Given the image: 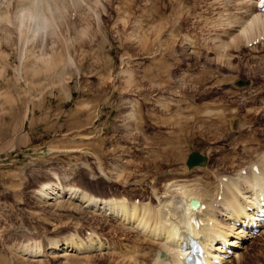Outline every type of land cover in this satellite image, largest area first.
<instances>
[{
    "label": "rangeland",
    "instance_id": "obj_1",
    "mask_svg": "<svg viewBox=\"0 0 264 264\" xmlns=\"http://www.w3.org/2000/svg\"><path fill=\"white\" fill-rule=\"evenodd\" d=\"M52 1L39 11L49 31L35 34L17 25L22 0H0V264H153L157 244L135 224L40 191L156 209L179 185L248 171L264 152V40L228 42L222 16L243 13L237 0ZM185 114L188 134L175 127ZM194 150L208 163L190 170ZM96 239L105 249L51 248ZM246 239L237 263L264 264V233Z\"/></svg>",
    "mask_w": 264,
    "mask_h": 264
},
{
    "label": "bare ground",
    "instance_id": "obj_2",
    "mask_svg": "<svg viewBox=\"0 0 264 264\" xmlns=\"http://www.w3.org/2000/svg\"><path fill=\"white\" fill-rule=\"evenodd\" d=\"M22 1H25L24 3L26 4L23 5V2H21L22 8H19L21 10V15L19 16V23L17 25L19 26L20 32H24L22 28L26 27V23H28L27 21H30V23L32 22L31 25H33V28L31 26L28 29H30L33 33L37 34L39 32L46 31L48 29L49 21L48 17L42 15L43 13H39L42 9V7H40V3L44 2L48 5L52 0ZM54 1L55 0L52 2ZM237 1L239 6H242L241 10H243V13H239L240 16L238 17L236 15V19L234 17V20H232L233 18L228 17L229 14H227L228 16H224V14L222 16L224 18H222L221 25L226 26L229 30H235V33L233 32L231 34L230 31L231 35L227 34V38L230 40H228V42H232L236 45L237 40L239 41V39H244L245 42H247L246 44H249V42H254L256 38L264 35V11L259 9V0ZM21 3L19 4L21 5ZM223 13L225 12L223 11ZM1 16L0 21L2 18ZM218 25L221 26L220 24ZM217 36L218 39H221L222 35ZM215 39L213 41H215ZM228 42L224 40L221 45L217 46L219 51L221 49L219 54H222V51H225L223 49L228 48L225 47ZM218 48L216 49L218 50ZM208 75H211V73H208L207 76ZM211 76L213 77V75ZM206 77L203 78V82L204 79L206 80ZM177 112L176 114L178 116L181 113H184L181 112L179 114V112ZM192 119L193 118H191V116L185 114L182 120L180 118L177 119L175 127H178V131L182 132V134H188V131L186 130L190 126ZM172 152L173 151L170 148L166 151V154L170 155ZM255 152L257 151L254 150L251 152V155ZM170 157L174 159L175 154H171ZM260 157L261 158L258 157L256 160H249V163L251 164L248 171L246 169H241L236 176L230 175L228 177H219L217 185L205 183L202 187L200 184L198 185L200 187L196 188H189V185L187 186L184 184L179 185L180 187L178 190L180 192H177L178 194L176 195L171 194L170 196L172 198H166L163 203L159 202V206H155V208L157 207L156 209H153L150 204L142 205L141 203L137 204L138 202L127 204L124 200H98L89 195V193L81 192L80 190H76L74 188H71L69 192L66 193L64 188L61 186L59 187L56 184L51 185L45 183L40 191V194L46 201H59V199L63 198V196H66L70 200L75 199L83 205L97 209V211H109L115 216H119V218L128 225L131 224L133 226L135 224L134 227H138V230H141L146 239H150L157 244L158 250L156 254L154 253L155 258L153 255L154 259L152 263L159 262V264H183L187 255L190 253L189 242L191 239L200 241L207 255L212 257L216 256L221 261H224L226 259L225 254L230 247H245V244H240L238 240H247L246 238H252V236H254L249 235V228L256 225H262L261 222H258L257 217L264 214V152ZM199 167L201 166L195 168ZM196 198L200 200V205L194 208L191 206L190 201ZM263 232L264 228L262 230V233ZM148 244H150V242ZM158 245L160 246L158 247ZM134 246V251L132 250V252L129 251V253H127L131 254V256L129 255L130 258H135L138 261L141 258H139V255L137 254L134 255V253L136 249H138V253H142V247L140 248L138 246L136 247V245ZM51 248L55 249L56 252H65L61 255L64 257L68 256V254H71L73 251L80 253L87 252L89 250L102 251L105 249V245L96 239L95 241L91 240L89 243H77L73 241V243H71L68 247L60 246L56 243L55 245H52ZM25 250H27V252L29 251L34 257H39L43 254L41 249L36 250L33 248L32 250L31 247H28L25 248ZM238 254L239 253L234 250L235 257H237L238 260L242 259V257ZM229 260L230 259H228L227 262Z\"/></svg>",
    "mask_w": 264,
    "mask_h": 264
},
{
    "label": "water",
    "instance_id": "obj_3",
    "mask_svg": "<svg viewBox=\"0 0 264 264\" xmlns=\"http://www.w3.org/2000/svg\"><path fill=\"white\" fill-rule=\"evenodd\" d=\"M207 161V157L205 155H203L200 151L198 150H194V152H192L186 163L188 164L189 168H193L195 167V165L198 164H204ZM195 202V204H199V201L196 199V201H193L191 203Z\"/></svg>",
    "mask_w": 264,
    "mask_h": 264
}]
</instances>
